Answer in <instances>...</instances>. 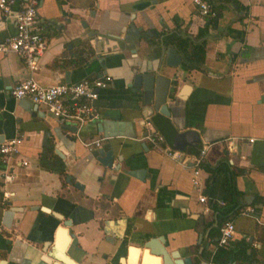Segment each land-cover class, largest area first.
Returning a JSON list of instances; mask_svg holds the SVG:
<instances>
[{
	"label": "crops",
	"instance_id": "1",
	"mask_svg": "<svg viewBox=\"0 0 264 264\" xmlns=\"http://www.w3.org/2000/svg\"><path fill=\"white\" fill-rule=\"evenodd\" d=\"M29 1L15 0V8ZM36 2L49 45L34 79L49 86L109 75L112 83L94 103L96 121L61 126L45 108L11 98L30 72L18 55L0 53V143L22 135L20 159L28 163L17 169L6 188L13 195L3 201L0 162V261L59 264L45 258L44 248L57 245V229L69 221L65 254L76 264H163L146 247L154 239L190 264H216L220 249L234 255L220 264H264V0H219L204 63L191 72L166 67L161 45L172 32L195 39L211 21L202 23L191 0ZM130 25L137 35L127 40ZM227 28L241 31L242 39L227 36ZM14 32L13 20L0 13V43ZM150 71L170 81L168 117L132 91L134 78ZM149 129L166 144L143 141ZM186 131L197 135V146L174 161L162 149H174L175 135ZM96 140L99 148L84 146ZM201 149L195 189L192 166ZM99 151L111 155L110 167ZM212 205L234 207L224 221L235 227L228 248L217 246L222 223Z\"/></svg>",
	"mask_w": 264,
	"mask_h": 264
},
{
	"label": "built area",
	"instance_id": "2",
	"mask_svg": "<svg viewBox=\"0 0 264 264\" xmlns=\"http://www.w3.org/2000/svg\"><path fill=\"white\" fill-rule=\"evenodd\" d=\"M191 3L203 24L206 20L218 19L217 11L207 0H191ZM36 6V0H30L20 8H15V0H0L2 17L12 19L15 29L10 38L0 43V53L18 55L30 72L27 79L20 81L10 90L11 98L14 100L27 99L33 105L45 108L47 113L61 126L73 125L80 128L87 123L96 121L99 116L94 103L98 100L100 91L107 89L112 83L111 76L103 75L76 84L58 83L49 86L40 85L32 76L38 70L39 59L49 45L42 24L38 20ZM144 123L147 127L151 126L148 118ZM23 140L22 135H17L0 143V162L5 167L1 185L3 201H8L13 195L6 188L17 179V169L28 165L26 161L20 159L19 148ZM142 140L155 148L166 144L164 136L151 129L143 136ZM249 142L252 143L253 139H250ZM100 143V140H96L85 143L84 146L91 151L99 148ZM162 152L178 162L183 156L181 151L169 147L162 149ZM204 154L205 150L201 149L194 158L192 185L195 189L201 185L199 177ZM199 201L205 203L206 197L201 195ZM218 232L217 246L220 248L230 247L235 234L233 222L222 223Z\"/></svg>",
	"mask_w": 264,
	"mask_h": 264
},
{
	"label": "water",
	"instance_id": "3",
	"mask_svg": "<svg viewBox=\"0 0 264 264\" xmlns=\"http://www.w3.org/2000/svg\"><path fill=\"white\" fill-rule=\"evenodd\" d=\"M125 34L128 36L126 39L131 40L132 37L137 35V30L133 25H130L126 30ZM162 45V44H161ZM182 62L181 56L173 48H167L164 54V64L169 68H178ZM150 70V69H149ZM147 73L145 75H137L134 78V82L131 85L133 87L132 91L136 93L141 91L143 95V101L145 106H150L153 103V110L157 113L168 117L169 110L166 105V98L170 89V81L162 76H155ZM194 132L186 131L184 133H177L172 141V145L175 150L183 152L186 147H196L198 143V137ZM98 155L102 157L101 163L104 166L110 167L112 164V157L110 154L103 153L102 151L98 152ZM76 188H82L78 183H75ZM37 209V207H35ZM41 211L49 212V209L40 207ZM64 227H59L57 229V235L59 240L56 246L51 247V250H48L49 245L45 246L44 253L46 254V259H51L58 262L59 264H76L65 251L70 242V238L67 235V229L65 227L69 226V221L63 222ZM147 248L157 256L162 257L163 264H190V259H184L177 261L176 258H173L169 255L165 249L160 245L159 241L156 239L151 240L147 245ZM0 264H4V261H0Z\"/></svg>",
	"mask_w": 264,
	"mask_h": 264
},
{
	"label": "trees",
	"instance_id": "4",
	"mask_svg": "<svg viewBox=\"0 0 264 264\" xmlns=\"http://www.w3.org/2000/svg\"><path fill=\"white\" fill-rule=\"evenodd\" d=\"M213 8L218 12L222 10V5L219 3V0H207ZM217 28V21L211 20L204 24L202 28L198 30L197 37L195 39L188 36H182L180 33L172 32L168 36L162 38L161 44L165 48H173L177 53L182 57V62L180 64V69L185 72H191L194 70H201V66L204 63L205 59V46H206V37L208 34L209 28ZM227 36L242 39V32L237 31L231 28H227ZM176 83L174 82L173 85ZM175 92V89H172V96ZM220 169L210 170V173L215 175ZM229 191L235 196V189L228 187ZM213 211L217 213L219 224L223 223L230 214L234 207L231 205H225L223 207H218L216 205L211 206ZM219 229V228H218ZM229 250L220 249L216 252L213 257V261L216 264L227 263L230 260V257L234 256L233 253H230Z\"/></svg>",
	"mask_w": 264,
	"mask_h": 264
},
{
	"label": "bare ground",
	"instance_id": "5",
	"mask_svg": "<svg viewBox=\"0 0 264 264\" xmlns=\"http://www.w3.org/2000/svg\"><path fill=\"white\" fill-rule=\"evenodd\" d=\"M136 256V254H134Z\"/></svg>",
	"mask_w": 264,
	"mask_h": 264
}]
</instances>
